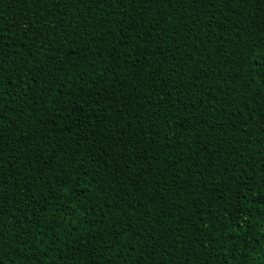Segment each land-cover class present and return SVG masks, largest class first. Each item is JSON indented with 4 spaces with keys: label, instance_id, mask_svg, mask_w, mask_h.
<instances>
[{
    "label": "trees",
    "instance_id": "16d2710c",
    "mask_svg": "<svg viewBox=\"0 0 264 264\" xmlns=\"http://www.w3.org/2000/svg\"><path fill=\"white\" fill-rule=\"evenodd\" d=\"M0 264H264V0H0Z\"/></svg>",
    "mask_w": 264,
    "mask_h": 264
}]
</instances>
